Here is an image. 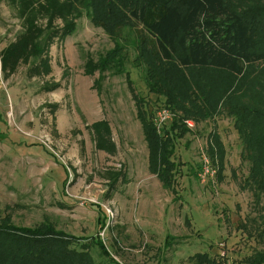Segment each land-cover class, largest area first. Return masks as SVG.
<instances>
[{
  "label": "rangeland",
  "instance_id": "1",
  "mask_svg": "<svg viewBox=\"0 0 264 264\" xmlns=\"http://www.w3.org/2000/svg\"><path fill=\"white\" fill-rule=\"evenodd\" d=\"M78 1L0 0V222L8 217L25 229L46 224L74 238L69 248L90 254L72 264H112L95 246L98 239L116 264L264 259L260 177L251 178L253 161L223 107L240 98L264 112V63L237 77L183 68L179 52L163 82L190 108L192 127L185 124L180 138L172 122L182 113L146 84L147 70L161 68L154 42L123 15L122 0H114L116 8L94 0L93 16ZM228 1L237 8L264 4ZM25 19L45 31L76 27L57 35L46 56L19 60L15 72L11 64L5 72L4 54L25 35ZM117 44L127 57L124 74H88V61L99 62ZM140 105L157 134L171 140L173 190L150 171Z\"/></svg>",
  "mask_w": 264,
  "mask_h": 264
},
{
  "label": "trees",
  "instance_id": "2",
  "mask_svg": "<svg viewBox=\"0 0 264 264\" xmlns=\"http://www.w3.org/2000/svg\"><path fill=\"white\" fill-rule=\"evenodd\" d=\"M94 0H79L76 6L81 7L88 15L94 14ZM107 6L116 8L114 0ZM123 15L130 23L140 26L146 36L154 42L157 54L161 59V68L148 69L146 84L150 93L165 96L168 107L182 114L175 116L172 131L183 138L188 131L185 121L191 115L190 108L180 100L171 86L163 80L169 65L174 62L179 52L178 63L183 68L211 69L240 77L248 67L264 63V4L237 8L228 0H122ZM51 0H47L50 4ZM26 7L20 9L22 13ZM42 16V14H39ZM36 21L26 19L25 35L18 44L7 49L8 55L3 58L2 69L8 67L15 72L16 63L21 60L27 63L29 58L35 60L46 56L51 41L62 34L70 35L76 25H66L62 32L53 28L45 31L35 26ZM125 26V25H124ZM115 38L114 35H112ZM118 45V44H117ZM29 47V48H28ZM138 61V60H137ZM127 57L119 45L99 62L89 60L86 66L88 74L95 71L101 73L111 70L114 74H124ZM48 60H44L43 68L48 73ZM140 65V64H139ZM129 83H132L129 79ZM240 99V98H239ZM224 102L226 113L236 120V129L244 146V154L253 161L254 179L260 177L257 186L264 192V112L251 105ZM232 103V102H231ZM138 107L145 140L150 154V171L158 177L165 188L174 189L176 166L171 161V140L160 137L155 125ZM177 115V114H176ZM223 154L224 151L220 150ZM222 159V157H221ZM75 239L57 232L49 225H41L35 229L18 228L11 224L8 217L0 222V264H58L73 263L78 258L87 257L89 249H81L73 245ZM95 246L102 254L111 259L106 247L98 239ZM89 247V246H88ZM256 262L247 264H263V258H255ZM198 264H215L206 256L197 257ZM220 264V263H219Z\"/></svg>",
  "mask_w": 264,
  "mask_h": 264
},
{
  "label": "built area",
  "instance_id": "3",
  "mask_svg": "<svg viewBox=\"0 0 264 264\" xmlns=\"http://www.w3.org/2000/svg\"><path fill=\"white\" fill-rule=\"evenodd\" d=\"M171 116V119H172V115H170ZM189 128L190 127H192V124L189 122V121H185L184 122ZM205 162H206V167H207V169L209 168V161L207 160V159H205ZM207 172H208V170H207Z\"/></svg>",
  "mask_w": 264,
  "mask_h": 264
}]
</instances>
